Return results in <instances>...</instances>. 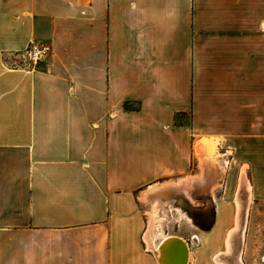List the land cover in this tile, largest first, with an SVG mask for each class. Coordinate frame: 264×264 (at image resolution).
<instances>
[{"label": "crops", "instance_id": "obj_1", "mask_svg": "<svg viewBox=\"0 0 264 264\" xmlns=\"http://www.w3.org/2000/svg\"><path fill=\"white\" fill-rule=\"evenodd\" d=\"M234 153L264 194V0H0V264H159Z\"/></svg>", "mask_w": 264, "mask_h": 264}, {"label": "rangeland", "instance_id": "obj_2", "mask_svg": "<svg viewBox=\"0 0 264 264\" xmlns=\"http://www.w3.org/2000/svg\"><path fill=\"white\" fill-rule=\"evenodd\" d=\"M257 127L259 128V125H257ZM251 154L253 153L251 152ZM237 155V153H234V156H236V161L234 160L230 165L227 175V182L218 189V203L215 207L216 209L218 208V212L213 213L212 217H205V214L203 213L201 219L199 218V216L191 218L192 223H190L188 219H185L183 221L182 229L173 230L184 233L192 249L197 251L200 249H204V255L206 254L207 256L205 257L206 259L202 260V264H241L240 253L242 250L245 228L246 243L244 247L243 261L246 264H264V194L260 193V188L255 186L252 181V167L251 169H248L247 176L245 169L241 170L240 168L242 165V160L239 159ZM212 176H214V178L216 177L214 174ZM223 176L217 177L215 184H218ZM243 176H246L248 180V177H250L252 183L254 184V187L251 184V192L248 196H246L247 199L249 197V199L247 200V204L246 201L245 203H240L239 197V192L241 191L240 183H242L243 181ZM243 205L245 206L243 207ZM222 207H226V209H228V211L230 212V215L225 221L227 223L226 225H223V223H221L222 220L220 219L219 215ZM239 208L240 210H238ZM213 210L215 209L213 208ZM241 210H243V218L240 219L238 218V216ZM246 214L247 216H245ZM237 221L239 222V224H237ZM216 222L217 229H214L213 227H215ZM240 228H242L243 230ZM235 230L236 232H234ZM214 231L216 232V234H214ZM192 233H196V235H192ZM214 236L215 240L212 239ZM230 237H239V244L237 246L239 250L237 251L239 253V257H237V259V252H233L230 250L232 248L228 242ZM219 251L223 252L218 255L217 253H219ZM231 258L233 261L229 260ZM237 261L239 263H237ZM196 263L197 260L195 264Z\"/></svg>", "mask_w": 264, "mask_h": 264}, {"label": "bare ground", "instance_id": "obj_3", "mask_svg": "<svg viewBox=\"0 0 264 264\" xmlns=\"http://www.w3.org/2000/svg\"><path fill=\"white\" fill-rule=\"evenodd\" d=\"M212 160L215 161L214 159H212ZM212 165H213V173H212V175L214 174L216 176L215 179H217V177H219V176L222 177L224 175V173H225L224 167L222 165L220 166V164H218V163H213ZM207 174H210L209 169L207 171ZM242 180H243L242 183H240L241 184V189H240L241 191L239 192V194H240V196H239L240 197V203L241 202L245 203V201H246V204H247V200L249 199V197L247 199L246 196H248L249 193L251 192L252 185L249 182V180L246 178V176H243V179ZM244 206L245 205H243V207ZM240 208L238 210H240ZM245 216H247V214ZM238 218H240V219L243 218V210H241L239 212ZM237 224H239L238 221H237ZM242 224H243V222H242ZM243 226H244V224H243ZM243 228H245V227H243ZM240 229H242V228H240ZM238 230H239V227H238ZM234 232H236V230ZM158 237H159V235L157 233H153L152 230L149 229V233L147 234L146 239L148 240V242L150 244V247H152L153 249H154L153 246L156 243V240H157ZM228 242H229V244L232 247L230 249L231 251H233V252L234 251H236V252L239 251L238 250V247H237L238 244H239V237H234V238H231L230 237ZM187 246L188 245H186L180 239L173 238V239L169 240V242H168V251L169 252H168V255L167 256L165 254L164 259H163V264H179L181 262H183L185 264V262L187 261V253H188ZM180 256H182V257H180ZM191 259L192 258H191V252H190V261H191Z\"/></svg>", "mask_w": 264, "mask_h": 264}, {"label": "built area", "instance_id": "obj_4", "mask_svg": "<svg viewBox=\"0 0 264 264\" xmlns=\"http://www.w3.org/2000/svg\"><path fill=\"white\" fill-rule=\"evenodd\" d=\"M52 51L50 44L32 45L25 50V56L31 64H37Z\"/></svg>", "mask_w": 264, "mask_h": 264}, {"label": "water", "instance_id": "obj_5", "mask_svg": "<svg viewBox=\"0 0 264 264\" xmlns=\"http://www.w3.org/2000/svg\"><path fill=\"white\" fill-rule=\"evenodd\" d=\"M173 238H177L180 239L181 241H183L188 248V253H187V261L185 262V264H189L190 263V252H191V247L189 245V243L182 237L177 236V235H170L168 238H164L163 240H161V242L159 243V247L157 249H155V254L157 257V260L159 262V264H163V259L164 256L166 254V256L168 255V242L169 240L173 239ZM182 257V256H180ZM183 261V260H182ZM179 264H184L183 262L179 263Z\"/></svg>", "mask_w": 264, "mask_h": 264}, {"label": "flooded vegetation", "instance_id": "obj_6", "mask_svg": "<svg viewBox=\"0 0 264 264\" xmlns=\"http://www.w3.org/2000/svg\"><path fill=\"white\" fill-rule=\"evenodd\" d=\"M240 263H243L242 260H240Z\"/></svg>", "mask_w": 264, "mask_h": 264}]
</instances>
